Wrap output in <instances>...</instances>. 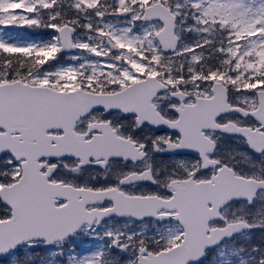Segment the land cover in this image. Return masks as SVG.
<instances>
[{"label":"snow or ice","instance_id":"snow-or-ice-1","mask_svg":"<svg viewBox=\"0 0 264 264\" xmlns=\"http://www.w3.org/2000/svg\"><path fill=\"white\" fill-rule=\"evenodd\" d=\"M0 264H264V0H0Z\"/></svg>","mask_w":264,"mask_h":264}]
</instances>
